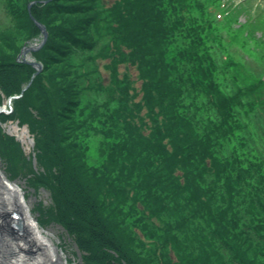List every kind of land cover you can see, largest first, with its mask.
I'll use <instances>...</instances> for the list:
<instances>
[{
    "label": "trees",
    "instance_id": "obj_1",
    "mask_svg": "<svg viewBox=\"0 0 264 264\" xmlns=\"http://www.w3.org/2000/svg\"><path fill=\"white\" fill-rule=\"evenodd\" d=\"M103 2L7 0L8 178L49 192L37 221L61 226L81 264H264V0ZM36 21L40 71L22 50L43 40ZM8 121L29 127L30 153Z\"/></svg>",
    "mask_w": 264,
    "mask_h": 264
},
{
    "label": "rangeland",
    "instance_id": "obj_2",
    "mask_svg": "<svg viewBox=\"0 0 264 264\" xmlns=\"http://www.w3.org/2000/svg\"><path fill=\"white\" fill-rule=\"evenodd\" d=\"M231 3L234 4H240L243 0H229ZM114 0H104V6L105 8H108L112 6L114 3ZM264 4V2L262 3ZM264 5H261V7ZM251 14V13H250ZM250 14H242L240 17V23H247L249 22V17L251 16ZM254 16V15H253ZM256 17V15L254 16ZM12 21L11 18V13L9 12V8H7V0H0V30L2 28H5L10 25ZM240 24L237 23L236 27L239 26ZM258 35H262V33H258ZM34 44H38L39 41L33 42ZM254 44L249 43V48H253ZM231 51H233L234 54H242L243 51L240 50V48L233 46ZM29 53V52H28ZM26 53L24 56L26 58L29 57V54ZM28 54V55H27ZM248 58V56H246ZM110 58H99L97 61V64H99V67L101 68L102 71V77L104 79V82L110 83V75H111V70L110 68H105L106 64H109ZM120 75L124 76L127 72L129 73L130 77L134 79V84L137 87V90H140V86L142 84V80H139L138 77V70L136 66L133 64H126L125 62L120 63ZM142 97V93L139 94L137 99L140 100ZM6 106H9L8 100H5L2 104V107L6 108ZM5 129L12 135L18 136V138L22 141L23 146L26 149L27 153H30L34 149V139L30 135L29 127L26 126H21L19 125L18 121H8L3 124ZM92 154L94 155L95 160L98 158V154L95 149H93ZM34 163L36 164V159H34ZM0 167L2 168L1 162H0ZM4 170V169H3ZM5 172V171H4ZM26 179H24L21 176H17V178L14 179V181L19 185V187L22 190L24 200H26V204L28 206V210L30 211L31 215L36 218L38 215V212L35 211L34 207L42 201L44 204H49L50 200L49 199V192L46 191L43 188H39L38 191H34V189H31L30 187L28 188L26 185ZM44 228L52 229L54 231V237H53V242L59 247V249L65 253V264H81V259H80V252L78 251V248L75 244L74 241H72L67 232L62 229L61 226L55 224V223H49L45 226Z\"/></svg>",
    "mask_w": 264,
    "mask_h": 264
},
{
    "label": "water",
    "instance_id": "obj_3",
    "mask_svg": "<svg viewBox=\"0 0 264 264\" xmlns=\"http://www.w3.org/2000/svg\"><path fill=\"white\" fill-rule=\"evenodd\" d=\"M38 26L43 32V41L39 44L23 47V53L26 54L33 49L40 48L47 40L48 30L47 27L36 21ZM38 71L42 69V64L36 60H31ZM31 84V83H30ZM29 84V85H30ZM28 85V86H29ZM26 86L24 90L28 87ZM1 110V109H0ZM1 161V160H0ZM22 190L14 180H10L5 174L4 170L0 167V262L3 264H17V261L24 259L22 250L20 251V239L25 240V227L23 222V210L28 212V206L25 207L21 201ZM14 201L13 210H7L6 207L9 201ZM21 201L22 204H18ZM30 212L28 213V215ZM30 217V215H29ZM31 218L37 223L36 219L31 215ZM65 259L59 261L56 259L51 264H65Z\"/></svg>",
    "mask_w": 264,
    "mask_h": 264
},
{
    "label": "bare ground",
    "instance_id": "obj_4",
    "mask_svg": "<svg viewBox=\"0 0 264 264\" xmlns=\"http://www.w3.org/2000/svg\"><path fill=\"white\" fill-rule=\"evenodd\" d=\"M21 201L27 207L26 200H24V196L22 193ZM19 201L18 204H22ZM14 201L8 200V205L6 206L7 210H13ZM30 211L23 210V222L25 227V240L20 239V251L24 255V259L21 261H17V264H51L53 261L58 259L59 261L64 260L65 253L62 252L59 247L53 242L54 231L52 229L40 227L38 223H36L31 218V213L28 215ZM0 264H3L0 262ZM15 264V263H11Z\"/></svg>",
    "mask_w": 264,
    "mask_h": 264
}]
</instances>
